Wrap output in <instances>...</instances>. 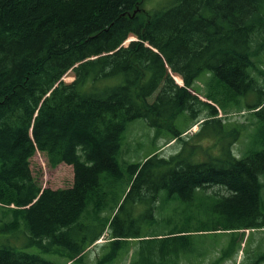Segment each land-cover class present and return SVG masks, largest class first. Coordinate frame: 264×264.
Wrapping results in <instances>:
<instances>
[{
  "label": "trees",
  "instance_id": "1",
  "mask_svg": "<svg viewBox=\"0 0 264 264\" xmlns=\"http://www.w3.org/2000/svg\"><path fill=\"white\" fill-rule=\"evenodd\" d=\"M143 2L0 0V210L13 215L10 228L24 224L29 244L48 252L58 247L65 264H85L87 250L106 234L95 264H115L134 241L153 246L140 247L131 264H224L239 233L245 239L247 230L264 229V0H178L154 12ZM130 35L138 41L126 49L125 65L135 74L128 87L121 74L100 76L80 64L106 41L115 48ZM149 38L163 43L171 68L156 88L155 68L142 58ZM70 71L74 80L66 81ZM203 75L208 102L194 89ZM231 110L258 119L259 149L241 159L233 146L243 125L220 116ZM182 115L189 119L185 130L174 125ZM137 119L157 132L167 128L168 144L182 147L128 165L124 181L122 141ZM197 125L196 139L211 129L219 154L204 151L209 158L199 160L202 145L197 151L183 138ZM37 152L51 168L72 166L73 185L43 188L31 169ZM213 187L225 193H209ZM162 194L190 207L200 200V215L183 224L159 220ZM145 223L160 230L144 236ZM222 234L230 235L228 244L205 263L212 250L207 238ZM263 263L264 253L249 264ZM0 264L54 262L1 244Z\"/></svg>",
  "mask_w": 264,
  "mask_h": 264
},
{
  "label": "rangeland",
  "instance_id": "2",
  "mask_svg": "<svg viewBox=\"0 0 264 264\" xmlns=\"http://www.w3.org/2000/svg\"><path fill=\"white\" fill-rule=\"evenodd\" d=\"M178 0H144L143 9L147 12H154L161 9H166L173 4L177 3ZM109 40V39H107ZM138 38L134 35H130L124 42L114 48L112 43L106 41L105 48L102 52H89L82 58L81 65L89 71H97L100 76L121 74L124 76V80L127 83V87L131 85L135 80V74L127 68L125 65L124 59L126 55V49L129 48L134 42H137ZM159 47V48H157ZM164 49L163 43L155 45L152 41L147 40L144 43V50L142 58L145 62L152 64L155 68V77L156 82L152 86L156 88L158 84L163 80L164 76L168 73H171L170 63H168V58L163 54ZM148 50V53L145 52ZM150 51V54H149ZM156 55V56H153ZM264 56V53L262 54ZM157 57V59H155ZM264 66V64H263ZM177 77V76H176ZM208 77L204 75L196 82L194 89L199 90L200 93L197 94L199 98L203 101L208 102L205 97L207 94V86L205 84ZM66 81H73V73L70 71L65 78ZM148 88L147 93L154 88ZM47 96H43L41 104L45 103ZM151 98H153L151 96ZM256 100L251 98L250 101ZM237 110H231L230 114L224 115L220 111V116L225 118V122L228 125L241 124L243 125L242 130L240 131V138L233 146V154L241 159L246 157L251 150L259 149V146L254 143V139L258 134L257 122L258 119L251 115L248 111L236 112ZM37 114L33 117V122L36 120ZM256 122V125L254 124ZM174 125L177 126L180 130H185L189 125V119L185 116H180ZM232 127H228L231 129ZM200 126H194L192 129L187 131L183 138L189 142H194L197 146V151L200 150L201 145L203 150L198 155L199 160H205L209 158L204 151L210 152V154L217 155L219 154V148L214 144L216 142L215 138L212 137L213 132L211 129H206L202 135L195 137L196 133L199 131ZM172 132L167 128L161 129V132H157L155 128L149 126L146 120L137 119L131 122L124 133L121 152L119 156V162L122 169L125 171L124 181L130 179L129 171L127 166L135 164L138 162H143L148 156L157 151L162 157H170L181 150L182 144L180 142H171L168 144L169 138L172 136ZM30 135V133H29ZM211 136V137H210ZM196 139V140H195ZM198 143V144H196ZM161 149V150H159ZM159 150V151H158ZM190 149L187 150L189 153ZM31 169L33 175L41 182L43 188H51L53 190L69 188L73 185L74 182V171L73 167L61 164L57 168H51L48 164V160L45 154L37 152L35 156L31 159ZM260 182L263 184L262 190V210L264 212V175L260 177ZM209 193L220 192L221 194L225 193L224 189L219 187H213L208 190ZM200 200H197L193 206L190 207L189 204L184 202L176 201H165V194H162L160 198V207L159 212L157 213V218L159 220L167 217H173V219L183 224L187 222L190 215L193 213L197 216L201 213ZM193 207V209H192ZM127 211L131 212V207H127ZM141 212L143 210H140ZM0 245L8 244L14 246L19 251H25L31 254H37L43 257L46 260L54 262V264H65L67 258L61 254L55 253V250L58 247H55L53 252H48L42 248L31 245L27 239V233L25 231L24 224L21 223L17 229L10 228L9 225L13 221V215H3L0 210ZM160 230L157 228H151L148 224L142 225V234L144 236L152 235L154 232ZM238 235V234H237ZM237 235L235 238H237ZM246 238L244 239L242 235H238V241L235 247V254L230 260L226 261L224 264H249L254 261L260 254L264 253V229H253L250 233H245ZM248 235L250 237L247 240ZM108 234L96 242L95 245L90 247L87 250L85 255V264H95L97 259L105 252L103 251V245L108 242ZM147 239V238H146ZM230 240V235H218L211 236L207 238V243L212 250H210L209 256L205 260V263L211 262L214 258L218 257L220 250L224 248ZM243 242V244H242ZM247 244L246 249L244 245ZM152 243L145 242H131L128 245V249H124L120 252L119 258L115 264H131L132 260H135L137 257V251L140 247L145 249L150 248ZM212 246V247H211ZM234 249V248H233ZM244 249V252H243ZM197 263V262H196ZM195 263V264H196ZM183 264H188L184 262ZM264 264V263H263Z\"/></svg>",
  "mask_w": 264,
  "mask_h": 264
},
{
  "label": "water",
  "instance_id": "3",
  "mask_svg": "<svg viewBox=\"0 0 264 264\" xmlns=\"http://www.w3.org/2000/svg\"><path fill=\"white\" fill-rule=\"evenodd\" d=\"M175 79V78H174ZM179 84V83H178ZM181 85V84H180ZM182 86H183V84H182Z\"/></svg>",
  "mask_w": 264,
  "mask_h": 264
}]
</instances>
